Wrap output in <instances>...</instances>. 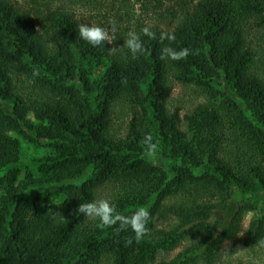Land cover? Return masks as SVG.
<instances>
[{"label": "trees", "instance_id": "obj_1", "mask_svg": "<svg viewBox=\"0 0 264 264\" xmlns=\"http://www.w3.org/2000/svg\"><path fill=\"white\" fill-rule=\"evenodd\" d=\"M83 1L92 21L74 9ZM154 1L156 13L164 1ZM168 1L167 27L130 0H0V170L9 169L10 185L0 198V264H211L242 231L250 204L235 207L227 223L217 215L229 209L233 187L264 191V0ZM112 19L105 47L114 53L79 39L80 23L109 28ZM146 26L157 39L141 34ZM130 31L147 49L137 59L123 47ZM161 32L192 54L160 60L169 44ZM177 82L203 98L184 114L169 107ZM119 110L130 116L125 134L115 131ZM13 133L49 147L32 159L37 177L29 184H58L59 203L47 187L20 195L28 184L15 186L23 162ZM145 137L165 164L143 157ZM100 199L124 215L147 208L144 239L126 246L130 229H101L78 213ZM263 238L264 219L253 218L246 243Z\"/></svg>", "mask_w": 264, "mask_h": 264}, {"label": "rangeland", "instance_id": "obj_2", "mask_svg": "<svg viewBox=\"0 0 264 264\" xmlns=\"http://www.w3.org/2000/svg\"><path fill=\"white\" fill-rule=\"evenodd\" d=\"M21 1L23 0H19V2ZM163 1L164 2H161L162 5L156 6V13L153 12V6L150 3V0H130V3L132 4L131 7H133V10H135L138 14L142 12V9L140 11L141 5L144 8L147 7V11L145 10L146 13L144 12V17L147 20L151 22H164V26L168 27L167 23L170 22L171 15L168 13L167 8L169 5L168 3L170 2L168 0ZM152 3L154 4L156 3V1L152 0ZM74 9L77 12L79 18L87 21L93 20L95 12L92 7L86 4L84 1L82 2V4L74 5ZM107 64L108 60L94 66V70L92 72L93 77H101L106 69ZM173 90V95L169 100V107L173 109L175 106L181 105V111L183 114L194 105H196L197 102L203 99L202 96H198L197 92H195L193 88H191L190 86H185V84L182 82H177ZM118 112V117L117 119H115V131L119 134H125L130 116H128L125 112H121V110H119ZM13 136L18 137L22 143L21 159L23 162V167H21V170L19 171L18 176L15 180V186L19 187L21 184H28L27 187H25V189L20 193V195L24 196L27 195L33 187H37L31 186L29 184L32 179H35L37 177V169L32 165V159L34 157L43 155L48 151L49 147H47L45 143L40 140H38L37 142H31L30 140L28 141L21 134L13 133ZM143 157L157 165H163L166 161H168L167 158L157 153L149 155L147 152L143 155ZM8 173L9 169L7 168L0 170V198L8 195L10 192V185H8V180L6 179ZM91 175L92 170L89 169L88 176ZM83 180L84 179H81L77 182L80 183ZM58 186V184L56 185L55 183H50L48 185H42L37 188L45 189V187H47L53 189L54 194L51 195V200L56 204L65 197L64 192L59 190ZM231 194L232 199L229 209L221 211L217 215V218H224V222L227 223L230 219L231 211L234 210L238 205L250 204L251 209L246 211L243 220V229L239 233L238 237L235 239L226 240L219 252V256L211 264H264V238L260 243H246V230L250 221L253 218L264 219V191L259 190L254 194H247L242 192L238 188L233 187V192ZM187 243L188 241H185L183 242V244L171 251L167 255V258L175 257L180 251L184 250ZM107 262L108 261H105V264H108ZM199 264L206 263L201 262Z\"/></svg>", "mask_w": 264, "mask_h": 264}, {"label": "clouds", "instance_id": "obj_3", "mask_svg": "<svg viewBox=\"0 0 264 264\" xmlns=\"http://www.w3.org/2000/svg\"><path fill=\"white\" fill-rule=\"evenodd\" d=\"M109 25V28H105L95 24L89 25L80 23L78 25L79 39L94 48L105 49L106 44H113L114 37L110 35V32L116 31V22L114 19L109 20ZM141 34L148 37L149 40L157 39L156 33L151 30L150 26L142 28ZM141 34L130 31L127 39L124 40L123 47L129 50L132 59H137L139 55H143L147 52ZM165 40H167L169 44L161 48L160 60H182L192 54L190 48H182L177 51L170 46L171 43L176 40L173 33L161 32L159 41L163 44ZM106 49L110 54L116 51L115 47ZM145 143L147 144L149 155L157 151L158 146L151 142V137H145ZM77 211L85 217L98 221L97 227L101 229L113 228L116 232L130 229L133 236L127 238L126 246H131L134 241L140 243L149 232L148 224L151 221V214L145 207L137 208L131 215H124L118 212L116 207L111 204L109 200L100 199L79 204Z\"/></svg>", "mask_w": 264, "mask_h": 264}]
</instances>
